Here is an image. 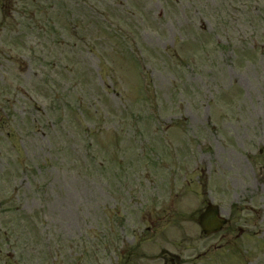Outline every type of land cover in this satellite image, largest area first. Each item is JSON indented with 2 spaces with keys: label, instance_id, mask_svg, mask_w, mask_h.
<instances>
[{
  "label": "rangeland",
  "instance_id": "rangeland-1",
  "mask_svg": "<svg viewBox=\"0 0 264 264\" xmlns=\"http://www.w3.org/2000/svg\"><path fill=\"white\" fill-rule=\"evenodd\" d=\"M7 262L264 264V0H0Z\"/></svg>",
  "mask_w": 264,
  "mask_h": 264
},
{
  "label": "water",
  "instance_id": "water-1",
  "mask_svg": "<svg viewBox=\"0 0 264 264\" xmlns=\"http://www.w3.org/2000/svg\"><path fill=\"white\" fill-rule=\"evenodd\" d=\"M199 224H201L205 231L211 232L216 230L217 227L221 226L226 222L224 218L219 217V209L217 206L210 205L207 210L200 216Z\"/></svg>",
  "mask_w": 264,
  "mask_h": 264
},
{
  "label": "trees",
  "instance_id": "trees-1",
  "mask_svg": "<svg viewBox=\"0 0 264 264\" xmlns=\"http://www.w3.org/2000/svg\"><path fill=\"white\" fill-rule=\"evenodd\" d=\"M68 71L71 72V70H68ZM83 111L87 112V113H85V114H86V116H87V118H88L89 120H93V119H94V117L92 116V114H90L88 111H86V110H84V109H83Z\"/></svg>",
  "mask_w": 264,
  "mask_h": 264
}]
</instances>
